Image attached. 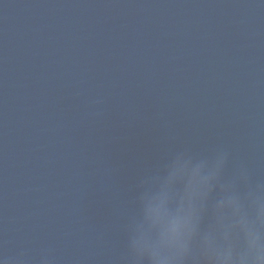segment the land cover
<instances>
[{
  "label": "water",
  "instance_id": "obj_1",
  "mask_svg": "<svg viewBox=\"0 0 264 264\" xmlns=\"http://www.w3.org/2000/svg\"><path fill=\"white\" fill-rule=\"evenodd\" d=\"M217 148L264 182V0H0V264H121L140 180Z\"/></svg>",
  "mask_w": 264,
  "mask_h": 264
},
{
  "label": "clouds",
  "instance_id": "obj_2",
  "mask_svg": "<svg viewBox=\"0 0 264 264\" xmlns=\"http://www.w3.org/2000/svg\"><path fill=\"white\" fill-rule=\"evenodd\" d=\"M230 160L224 148L185 150L144 176L121 264H264V182L244 164L229 171Z\"/></svg>",
  "mask_w": 264,
  "mask_h": 264
}]
</instances>
